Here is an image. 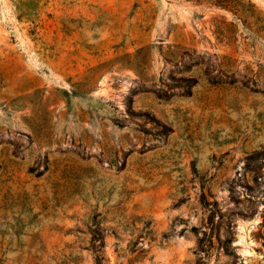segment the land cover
Wrapping results in <instances>:
<instances>
[{
	"label": "rangeland",
	"instance_id": "374dc122",
	"mask_svg": "<svg viewBox=\"0 0 264 264\" xmlns=\"http://www.w3.org/2000/svg\"><path fill=\"white\" fill-rule=\"evenodd\" d=\"M0 264H264V0H0Z\"/></svg>",
	"mask_w": 264,
	"mask_h": 264
}]
</instances>
